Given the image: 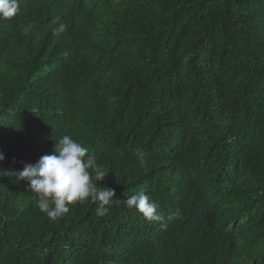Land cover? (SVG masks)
Segmentation results:
<instances>
[{
    "label": "trees",
    "instance_id": "16d2710c",
    "mask_svg": "<svg viewBox=\"0 0 264 264\" xmlns=\"http://www.w3.org/2000/svg\"><path fill=\"white\" fill-rule=\"evenodd\" d=\"M18 2L0 20V172L70 135L119 201L50 221L0 175V264H264V0ZM141 190L166 227L123 203Z\"/></svg>",
    "mask_w": 264,
    "mask_h": 264
},
{
    "label": "clouds",
    "instance_id": "9594fccd",
    "mask_svg": "<svg viewBox=\"0 0 264 264\" xmlns=\"http://www.w3.org/2000/svg\"><path fill=\"white\" fill-rule=\"evenodd\" d=\"M19 12L18 0H0V20L13 18ZM66 25L60 23L57 34L64 32ZM141 165L145 164L143 153H137ZM5 156L0 152V163ZM0 175L15 177L17 184L26 182L27 191L33 193L36 207L50 221H56L70 211V205L91 200L97 204L96 215L103 217L109 212L116 198L114 189L101 187L107 176L104 165L97 162L88 149L70 135L55 141L54 151L42 156L35 164H25L19 171H3ZM123 203L135 209L146 221L158 222L162 227L165 217L159 206L144 190L128 196ZM179 211L170 214L168 221L178 218Z\"/></svg>",
    "mask_w": 264,
    "mask_h": 264
}]
</instances>
